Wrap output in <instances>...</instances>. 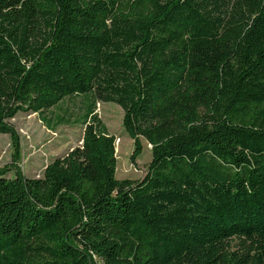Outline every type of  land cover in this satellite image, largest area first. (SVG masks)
I'll list each match as a JSON object with an SVG mask.
<instances>
[{"label": "trees", "instance_id": "16d2710c", "mask_svg": "<svg viewBox=\"0 0 264 264\" xmlns=\"http://www.w3.org/2000/svg\"><path fill=\"white\" fill-rule=\"evenodd\" d=\"M77 95L82 144L26 176L10 120ZM0 133V264H264V0H0Z\"/></svg>", "mask_w": 264, "mask_h": 264}, {"label": "rangeland", "instance_id": "374dc122", "mask_svg": "<svg viewBox=\"0 0 264 264\" xmlns=\"http://www.w3.org/2000/svg\"><path fill=\"white\" fill-rule=\"evenodd\" d=\"M90 96L77 95L63 99L58 105L44 112L43 115L20 112L11 124L18 132L20 157L17 166L28 177H42L46 166L56 157L67 154L82 144L85 126L82 122ZM101 122L110 134L116 137V157L118 179H142L152 160V147L140 137L142 148L140 155L132 160L135 152V138H131L124 129L123 109L109 102H97L96 111ZM42 116L45 119H41ZM116 144V143H115ZM14 146L9 135L0 133V167L13 163ZM11 171L8 177H13ZM237 242L231 250H237Z\"/></svg>", "mask_w": 264, "mask_h": 264}, {"label": "bare ground", "instance_id": "6f19581e", "mask_svg": "<svg viewBox=\"0 0 264 264\" xmlns=\"http://www.w3.org/2000/svg\"><path fill=\"white\" fill-rule=\"evenodd\" d=\"M115 145H117V142H116V144Z\"/></svg>", "mask_w": 264, "mask_h": 264}]
</instances>
